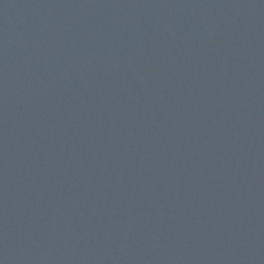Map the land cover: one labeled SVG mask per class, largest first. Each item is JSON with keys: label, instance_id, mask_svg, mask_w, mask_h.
<instances>
[{"label": "water", "instance_id": "obj_1", "mask_svg": "<svg viewBox=\"0 0 264 264\" xmlns=\"http://www.w3.org/2000/svg\"><path fill=\"white\" fill-rule=\"evenodd\" d=\"M0 264H264V0H0Z\"/></svg>", "mask_w": 264, "mask_h": 264}]
</instances>
